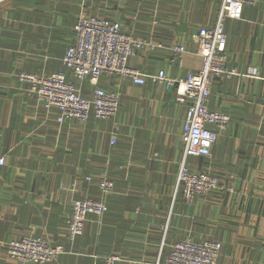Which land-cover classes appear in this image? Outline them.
<instances>
[{
  "label": "crops",
  "instance_id": "crops-1",
  "mask_svg": "<svg viewBox=\"0 0 264 264\" xmlns=\"http://www.w3.org/2000/svg\"><path fill=\"white\" fill-rule=\"evenodd\" d=\"M223 0H0V264L5 243L39 237L65 253L43 264H157L182 239L221 243L217 264H264V0L225 19L226 66L213 79L208 108L227 114L210 158L186 157L180 139L186 105L174 87L101 75L96 83L119 96L111 119L57 122L28 91L21 74L61 72L83 97L94 86L62 62L79 16L117 21L122 31L161 47L137 50L128 65L143 74L164 70L184 79L197 72L196 32L213 26ZM186 52L174 57L171 46ZM113 140V142H112ZM181 166L210 172L221 188L187 202ZM89 177V179H87ZM113 184L101 196L99 181ZM103 198L107 211L89 215L83 232L67 238L75 200Z\"/></svg>",
  "mask_w": 264,
  "mask_h": 264
},
{
  "label": "built area",
  "instance_id": "built-area-1",
  "mask_svg": "<svg viewBox=\"0 0 264 264\" xmlns=\"http://www.w3.org/2000/svg\"><path fill=\"white\" fill-rule=\"evenodd\" d=\"M257 0H223L217 20L213 26H201L195 36L196 54L201 58V67L190 72L184 79L170 78L164 70L155 74H143L128 65V60L137 50L161 47L157 41L138 39L122 31L117 21L97 15L79 16L73 26L74 41L62 58L63 65L79 80L89 78L93 84L90 98L83 97L61 72L47 76L21 74L20 78L30 83L28 91L46 110L57 111L56 120L86 122L91 115L97 119H111L119 109V96L112 91L96 87L103 75H117L129 78L136 84L147 80L174 87L176 101L186 105V115L180 139L186 157L210 158L215 134L210 126L223 130L229 121L225 113L209 110L208 102L214 78L229 76L227 68L225 19H240L243 7ZM177 57L186 49L181 44L171 46ZM113 142V140H112ZM5 159L0 157V166ZM89 179V177H87ZM178 182L183 198L191 202L196 195H204L221 188L217 176L210 172H190L181 166ZM101 196L112 192L113 184L103 178L99 181ZM107 211L103 198L75 200L66 219V234L70 240L80 236L89 215L101 216ZM7 255L21 264H43L52 262L65 253L61 244H51L39 237H23L5 243ZM221 243L215 240L194 241L182 239L171 245L164 259L157 264H217ZM118 256L104 257L103 264H115Z\"/></svg>",
  "mask_w": 264,
  "mask_h": 264
}]
</instances>
